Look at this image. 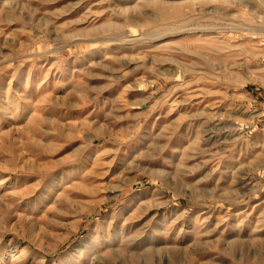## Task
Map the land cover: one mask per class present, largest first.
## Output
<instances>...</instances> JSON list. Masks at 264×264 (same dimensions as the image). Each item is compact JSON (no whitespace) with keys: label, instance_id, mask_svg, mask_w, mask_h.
I'll list each match as a JSON object with an SVG mask.
<instances>
[{"label":"rangeland","instance_id":"obj_1","mask_svg":"<svg viewBox=\"0 0 264 264\" xmlns=\"http://www.w3.org/2000/svg\"><path fill=\"white\" fill-rule=\"evenodd\" d=\"M0 264H264V0H0Z\"/></svg>","mask_w":264,"mask_h":264},{"label":"bare ground","instance_id":"obj_2","mask_svg":"<svg viewBox=\"0 0 264 264\" xmlns=\"http://www.w3.org/2000/svg\"><path fill=\"white\" fill-rule=\"evenodd\" d=\"M201 1V0H200ZM156 2V1H155ZM151 3H153V2H151ZM154 4H156V3H153V5ZM158 4H162V2L161 3H158ZM164 5V4H163ZM172 16V15H171ZM176 16V15H175ZM134 33H135V31H134V29H130V32H129V36L130 37H134L135 35H134ZM140 35V34H139ZM138 38V37H137ZM94 42V41H93Z\"/></svg>","mask_w":264,"mask_h":264}]
</instances>
